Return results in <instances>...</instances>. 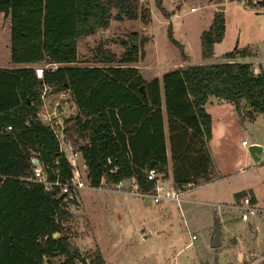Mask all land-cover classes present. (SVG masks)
I'll use <instances>...</instances> for the list:
<instances>
[{
	"label": "trees",
	"instance_id": "trees-1",
	"mask_svg": "<svg viewBox=\"0 0 264 264\" xmlns=\"http://www.w3.org/2000/svg\"><path fill=\"white\" fill-rule=\"evenodd\" d=\"M156 2L162 10V1ZM0 13L10 19L15 65L0 67V264L81 260L70 238L74 216L66 196L58 187L46 190L30 180L33 157L51 181L72 176L54 130L38 118L48 92L68 91L79 110L73 121L84 143L78 151L89 185L96 188L102 178L110 184L135 178L141 191L153 192L154 182L147 178L153 160L169 178L171 167L177 188L210 182L218 174L210 149L212 117L205 108L209 98L231 103L241 120L244 102L250 118L264 115V72L236 61L247 54L236 47L226 62L189 65L148 80L137 63L150 38L131 32L120 40L126 49L121 55L100 44L93 64H78L81 38L107 29L113 20L147 16L140 0H0ZM225 31L224 10L216 11L201 34L204 60L214 56ZM168 37L183 49L171 32ZM42 63L39 77L35 65ZM88 264L107 263L96 250Z\"/></svg>",
	"mask_w": 264,
	"mask_h": 264
},
{
	"label": "rangeland",
	"instance_id": "rangeland-1",
	"mask_svg": "<svg viewBox=\"0 0 264 264\" xmlns=\"http://www.w3.org/2000/svg\"><path fill=\"white\" fill-rule=\"evenodd\" d=\"M161 1L162 10L158 8L156 0H140L147 15L144 19L138 17L124 21L113 20L107 29L81 38L78 42V64H93L96 48L100 44L110 52L121 55L126 49L120 44V40L127 39L131 32H139L150 38L144 46V58L137 63L139 70H143L148 80L156 74L162 76L163 73L188 64L226 62L225 55L235 47L236 52L244 50L247 53L245 57L238 55L236 61L251 63L256 73L264 72L262 5L251 2L242 5L240 0ZM219 10H224L225 36L223 41L216 45L214 56L204 60L201 34L211 27L214 13ZM169 32L183 49L170 41ZM183 42L190 47L189 58ZM10 54V19L0 13V67L8 69L15 67L11 63ZM44 65V63L35 65L37 74ZM41 111L55 116V121L63 122V127L68 131L67 140L72 149L78 151L84 140L75 131L73 120L80 112L72 98L60 100V93L48 92L44 97ZM220 111L223 116L221 120L225 121L228 132L234 134L231 139L236 157L244 156L243 149L240 148L242 139L248 142L259 141L264 145V115L255 113L254 117L250 118L248 116L250 109L246 105L242 108V120L236 109H230L229 106L222 107ZM66 120H69L68 124H65ZM245 151L248 152V148ZM244 169L243 173L231 178L229 182L231 187L234 188L236 184L240 187L249 186L258 179L264 181V166L253 169L251 163H245ZM171 176L170 174V178ZM190 191L194 193L196 188L183 192L182 198ZM196 192L195 196L189 195L193 202L182 200L181 205H178L177 202L171 201L169 205L166 200L153 204L149 203L147 198L135 195L90 187L82 189L79 192L78 206L69 207L74 216L68 224L70 238L81 254V260H78L77 264H88L96 250L102 252L107 264H219L217 255L223 257L222 251L226 247L212 248L209 238V233L214 231L217 220L221 221L224 241L229 243L230 240H240L242 246L248 241L250 243L254 241L251 236L255 232L247 227L245 234L249 240L241 238L238 234L227 239L221 209L201 204L200 200H206L201 196L203 191ZM162 213L166 217L162 216ZM224 215L230 221L239 219L238 213L226 211ZM159 220L163 222L160 226L164 224L172 226L174 239L171 241L175 242L170 243V238L164 240L163 235L153 234L147 239L144 238L142 231L150 233L152 229L150 231L149 229L156 227ZM192 233L197 239L191 237ZM176 237L178 239H175ZM191 241L192 243L186 247ZM254 250L251 248V251Z\"/></svg>",
	"mask_w": 264,
	"mask_h": 264
},
{
	"label": "crops",
	"instance_id": "crops-1",
	"mask_svg": "<svg viewBox=\"0 0 264 264\" xmlns=\"http://www.w3.org/2000/svg\"><path fill=\"white\" fill-rule=\"evenodd\" d=\"M184 45L186 47L185 49L186 52L188 53L187 56L189 58V55H191L190 53L191 50H189L190 47L187 43H184ZM189 65H194V64H188L187 66ZM187 66H183L182 68H185ZM140 72L146 78V76L143 73V70H141ZM156 77L161 78L162 76L156 74L153 77H151V79ZM245 105L246 104L244 102L242 104V108ZM224 106H229L230 109H235V107L231 103L214 96H211L207 104L205 105L207 112L210 113L212 117V139L210 141V149L212 156L214 158L218 176L215 179L211 180L210 182L199 184L194 188H196V191L198 192L200 190L203 191L201 196H203L202 198H205L206 200L204 201L200 200L199 202H201V204L211 205L217 207V209L219 208L221 209V213L223 215L222 217L224 218V224L226 227L227 239L228 237L230 238L235 234L236 235L238 234L241 238L242 237H244V239L247 238V235L245 234L246 227L250 229L252 228L253 231L255 232L252 233L251 236L252 240H254L252 241L253 243L252 242L250 243V241L246 242V244L244 245L246 247L241 245L240 240H234V241L230 240V242L228 243V241L223 240L221 221L217 220L219 222V227L221 232L220 240L222 244L220 248L224 246L226 247V249L222 251L223 257L221 256L219 257L217 255L218 260L220 262L219 264H264V181H260L261 179H258L255 182L251 183L249 186L246 185L244 187H240L239 184H236L234 188L231 187L229 184L233 176H237L239 175V173L244 172L245 163H251L253 169L264 166V145H262V143H260L259 141L252 140L251 142H249L250 144L249 146H251L252 144H259L260 146H262L263 149L260 155V161L255 162L254 159L250 156L249 151L248 152L245 151L246 148L249 149V146H243L242 141L245 139H242L240 148L243 149L244 156L243 158H240L239 156L236 157L233 151V145L231 139L233 138L234 134L231 135V133L228 132L227 127L225 126L226 125L225 121L221 120L223 116L221 115L222 113L220 110ZM215 113L218 115H215ZM168 137L169 135L166 129L167 142H168ZM235 170L237 171L235 172ZM170 174H171V167H169V175ZM196 191L194 193H197ZM244 191L248 193V196L253 197L252 202L255 204V206L258 209H260L258 215L250 216L247 220L242 219L241 211L236 208V206H239L242 202V199L238 200L236 198V194ZM194 193L190 191L184 194L185 196H183V198L181 195V202L182 200L185 202H193V200L189 198V195L191 194L195 196ZM221 197H226V198L219 199ZM171 201L173 200H166L165 202H167L170 205L172 203ZM181 202L180 204L177 202V204L181 205ZM219 204L221 205V207H218ZM226 211L238 213L239 219L235 221H230L224 215V212ZM162 216L166 217L164 213H162ZM162 223H163L162 220H159L156 227L154 226L149 229V231L151 229L152 231H150V233L148 234H146L147 232L146 230H143L142 235L144 236V238L147 239L151 237L153 234L157 236L163 235L164 240L170 238V243L175 242V240L173 242L171 241L174 239L172 236V231H173L171 229L172 226L171 225L167 226V224L160 226ZM193 235L195 234L192 233L191 237ZM209 238H210V242L212 243L213 231L209 233ZM175 239L178 238L176 237ZM191 243L192 241L188 245H186V247L189 246ZM251 248H254L255 250L251 251ZM219 249L218 251H220Z\"/></svg>",
	"mask_w": 264,
	"mask_h": 264
},
{
	"label": "built area",
	"instance_id": "built-area-1",
	"mask_svg": "<svg viewBox=\"0 0 264 264\" xmlns=\"http://www.w3.org/2000/svg\"><path fill=\"white\" fill-rule=\"evenodd\" d=\"M248 2L255 5H262V8H264V0H240L242 5H247ZM66 97H71L68 91L60 92V100ZM38 118L41 122L54 130L56 137L60 142L61 150L65 154V157L71 166L72 176L66 182H62L59 179L51 181L48 179L43 167L40 164H35V160H37V158L33 157L32 162L34 164V175L30 178V180L41 183L46 190H52L53 188L58 187L62 196H66L65 200L68 205V210L71 205L75 207L78 206L79 192L88 187L93 189L108 190L124 195H135L147 198L148 201L153 204H158L164 200H173L180 204L182 193L195 187L193 183H190L185 185L183 189L177 188L173 185L170 178L166 176L165 173L157 171L156 168H151L147 173L148 180L154 182L155 185L153 192L141 191L135 178L121 180L113 184L107 183L105 178H102L99 187H92L88 182L87 165L82 158L81 153L72 149L69 141L67 140L63 122L59 123L58 121H55V116L53 117L50 113H43L41 110L38 113ZM8 130H11V127H8ZM242 145L249 146L250 144L247 140H243ZM218 207H221V205L219 204ZM236 208L241 211V217L243 220H247L250 216L258 215L260 211L248 195L242 198L241 204L236 206ZM192 238L196 239V235H193Z\"/></svg>",
	"mask_w": 264,
	"mask_h": 264
},
{
	"label": "water",
	"instance_id": "water-1",
	"mask_svg": "<svg viewBox=\"0 0 264 264\" xmlns=\"http://www.w3.org/2000/svg\"><path fill=\"white\" fill-rule=\"evenodd\" d=\"M41 76H39V77H41ZM248 150H249L250 156L254 159L255 162L260 161V155H261L262 150H263L262 146H260L259 144H252L251 146H249ZM35 164H39V161L35 160ZM151 168H156V162L154 160L151 161ZM220 234H221V232H220L219 222L217 221V223L214 227V231H213V241L211 243L212 248H218L221 246L222 242L220 240ZM55 236H57V235L55 234ZM83 262L86 263L85 260H83Z\"/></svg>",
	"mask_w": 264,
	"mask_h": 264
},
{
	"label": "bare ground",
	"instance_id": "bare-ground-1",
	"mask_svg": "<svg viewBox=\"0 0 264 264\" xmlns=\"http://www.w3.org/2000/svg\"><path fill=\"white\" fill-rule=\"evenodd\" d=\"M42 75V69H39L38 70V76H41Z\"/></svg>",
	"mask_w": 264,
	"mask_h": 264
}]
</instances>
